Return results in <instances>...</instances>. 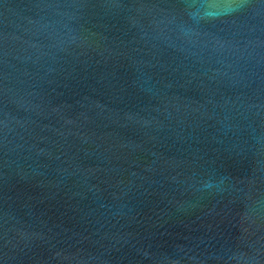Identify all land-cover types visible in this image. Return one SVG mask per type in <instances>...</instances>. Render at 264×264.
<instances>
[{"label": "water", "instance_id": "water-1", "mask_svg": "<svg viewBox=\"0 0 264 264\" xmlns=\"http://www.w3.org/2000/svg\"><path fill=\"white\" fill-rule=\"evenodd\" d=\"M0 264H264V0H0Z\"/></svg>", "mask_w": 264, "mask_h": 264}]
</instances>
